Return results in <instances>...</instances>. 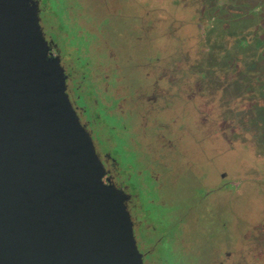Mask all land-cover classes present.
Masks as SVG:
<instances>
[{"label":"flooded vegetation","instance_id":"flooded-vegetation-1","mask_svg":"<svg viewBox=\"0 0 264 264\" xmlns=\"http://www.w3.org/2000/svg\"><path fill=\"white\" fill-rule=\"evenodd\" d=\"M65 1L60 22L55 16L46 15L39 6L41 1L37 2L39 26L49 54L59 62L65 79V93L93 143L105 171L104 180L127 196L125 207L143 264H163L158 248L166 239L165 232L157 231L149 219V212H143L137 196L130 193L132 174L129 172L133 167L128 166L126 172L120 166L114 156L115 139L124 136L128 147L122 150L135 154L140 165L137 174L140 187L146 188L143 180L147 176L159 190L157 204L171 209L177 189L187 183L186 167L168 175L163 161L174 158L172 153L178 152L184 142L187 132L183 129L179 136H174L173 128L178 127L181 114L195 101L216 111V118L222 123L234 116L239 130L243 126L244 133L249 131L250 137L235 134L233 141H229L237 155L247 145L263 148L264 0H176L174 5L188 11V19L201 48L193 52L176 38L173 42L176 45L169 49V54L163 50L155 52L151 57L154 65L150 66L154 71L141 78L139 90H135V85L123 75L119 57L108 42V32L114 31V20L105 16L95 20L87 29L90 17L85 7L76 0L74 10ZM224 20L230 24L229 30L222 28ZM241 20L252 23L254 30L249 32L252 34L247 39H232L233 32L240 33V26L234 28L231 25ZM61 22L88 45L87 49L77 53L76 61L59 44L67 35L59 31ZM244 30L241 29V33ZM130 32L137 34L136 29H130L127 34ZM149 34V30L145 31L137 40L143 43L155 40V36ZM249 40L253 42V49L247 50ZM165 57L167 61H163ZM81 62L82 66L77 67ZM248 106L249 112L243 111ZM202 119L204 123L207 115ZM260 159L264 160V154ZM226 168L218 170L217 188L207 190L205 196H213L214 203V199L229 201L232 196L247 191L251 200L247 217L235 218L230 230L222 220L220 232L201 231L196 220L206 215L202 214L201 207L191 206L182 212V217L179 216L182 213L174 217L173 224L179 228L177 244L186 258L196 259L198 264H208L203 251L213 244L218 245L213 252L215 264H264V178L242 174L232 176ZM204 180L206 182L205 177ZM204 187L212 186L206 184Z\"/></svg>","mask_w":264,"mask_h":264},{"label":"water","instance_id":"water-1","mask_svg":"<svg viewBox=\"0 0 264 264\" xmlns=\"http://www.w3.org/2000/svg\"><path fill=\"white\" fill-rule=\"evenodd\" d=\"M49 54L36 0H0V264H143Z\"/></svg>","mask_w":264,"mask_h":264},{"label":"rangeland","instance_id":"rangeland-1","mask_svg":"<svg viewBox=\"0 0 264 264\" xmlns=\"http://www.w3.org/2000/svg\"><path fill=\"white\" fill-rule=\"evenodd\" d=\"M36 1L39 3L41 1L42 5H39V3L38 5L44 9L43 12L46 15L55 16L60 22L63 17L65 0ZM67 1L68 5L75 10L76 0ZM175 1L78 0V3L85 7L90 17L87 20V29L91 28L95 20L103 19L105 16L114 20V31L108 32V42L114 54L119 57L123 75L129 78L130 82L135 85V90L140 89H138V84L141 83V78L150 73V71H154V67H150L154 62L151 58L153 54L158 50H163V52L169 54L171 48L176 45V42L173 44L176 38L177 41L184 44L186 48L193 52L199 51L201 48L196 32L191 26V21L188 19V11L184 12L180 10L178 6L173 4ZM221 26L222 28L225 27L226 30L230 29V24L226 20L221 23ZM231 26H235L236 28L240 26V33L235 34L233 32L232 39H237L238 37L247 39V36L249 37L252 34L249 32L254 30L252 23L242 20L240 23L238 21L236 24L232 23ZM130 29H136L137 34L134 33L133 35L132 32L127 34V31ZM241 29H245L243 33H241ZM148 30L152 37L155 36V40L147 43L139 42L137 37L141 36L145 31L147 33ZM173 30H176V33ZM59 31L67 34L60 39V46L66 52H70L76 61L77 53L88 48L86 40H80L75 37L73 35L74 32H71L70 28L62 22ZM232 45L234 46V44ZM246 49H253V42L249 40ZM163 61H167V58L165 57ZM82 62L77 67H81ZM157 71L158 69H155V72ZM249 109L250 107L248 106L243 111L249 112ZM217 114L213 109L203 107L200 102L195 101L193 106H189L188 110L181 114L182 117L178 123V127L173 128L175 129V132H173L174 136L177 134L179 136L180 131L183 129L187 132V135L182 140L184 142L180 146L178 145V152L174 151L172 153V155L175 154V157L172 159L168 157L167 160L163 161V164L167 165L166 173L168 175H173L180 168L186 167L184 174L188 176L186 175V185L183 188L177 189L172 209L168 206L157 204L159 190L155 188V185L152 184L153 182L147 176L143 180L146 188L142 189L140 187L139 176H137L140 165L135 154L132 151L125 152L122 150V148L128 147V141H126L127 139L124 136L115 139L117 145L114 148L116 153L114 156L117 157L116 159L120 163V166L126 172H128V166L133 167L129 172L132 174V178L129 181L131 187L130 193L137 196L138 203L141 205L143 212H149V219L155 225L157 231L160 233L165 232L166 239L158 248V255L163 264H198L196 259L186 258L181 253V248L178 246L176 240L179 228L177 225L174 226L173 220L175 215L182 213L186 208L188 209L191 206L201 207L202 214L206 215V217L202 216L203 218H198L196 226L201 231L206 230L212 233L215 231L216 233L220 232L222 220L227 223L228 230H230L229 226L234 227L235 218H240V216L247 217L248 208H250L249 202L251 201H249L247 191L239 193L236 197L232 196L229 201L214 199V203L213 196H205L207 190L213 187L217 188L215 180H217L219 175L217 173L218 170L227 167L226 170L232 176L242 174L264 178V160L260 159L264 154V146L262 148L261 146L254 147L247 145L237 155V152L231 149L228 143L229 141H233L232 138L235 134H239L240 137H250L249 131L244 133L242 125L243 129L239 130L234 116H231L225 123H222L216 118ZM206 115L207 120L203 123L202 118ZM113 120H107V122ZM225 160L228 162H225ZM191 176L196 178L190 180L189 177ZM204 177L206 178V182ZM197 178H203V180ZM206 184L212 187H204ZM149 200H153L152 203H148L147 201ZM209 205L213 208H210ZM183 213L179 216L182 217ZM224 214L228 215V217ZM217 247L218 245L213 244L209 249L203 251L204 259L208 264H215L213 252L217 250Z\"/></svg>","mask_w":264,"mask_h":264}]
</instances>
